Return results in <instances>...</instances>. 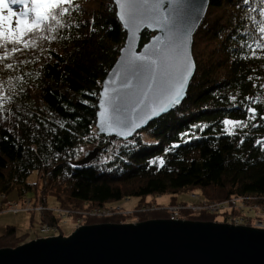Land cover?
I'll list each match as a JSON object with an SVG mask.
<instances>
[{
    "label": "trees",
    "instance_id": "16d2710c",
    "mask_svg": "<svg viewBox=\"0 0 264 264\" xmlns=\"http://www.w3.org/2000/svg\"><path fill=\"white\" fill-rule=\"evenodd\" d=\"M251 4L264 7V0H251ZM68 7L70 13L64 19L79 24L62 33L68 39L43 41L35 52L0 61V76L10 78L14 86L13 99L0 109V196L5 198L15 190L20 200L24 192L35 189L33 205L45 207V198L52 197L58 208L82 212L129 198L152 205L153 200L144 201L149 196L170 195V204H178L185 201L176 196L187 192H197L208 200L264 196V147L254 146L256 140L264 139V121H255L259 128L249 122L236 135L222 132L223 119H244L242 108L231 107L232 96L237 104L245 96H254L259 103L252 106L264 112V94L253 87V83H264V52L258 53L262 58H249L241 50V36L255 27L249 16L264 17L242 0H208L206 14L192 37L195 71L185 98L122 141L95 131L101 82L125 38L115 7L112 0H73ZM152 35L141 32L139 46ZM21 59L29 63L15 70L2 67L8 62L16 65ZM21 74L23 80L18 79ZM184 133H194L195 138ZM94 134L100 138L92 148L98 150L97 156L86 165H75L78 149L89 144ZM111 142L119 145L112 149L108 147ZM101 155L109 157L98 162ZM159 158L165 159L163 167L152 163ZM33 171L38 175L35 184L27 182ZM159 215L162 218V214H151ZM213 217L191 216L197 222H215ZM57 219L49 211L40 218L50 226ZM84 220L88 225L101 222ZM101 220L119 221L117 217ZM22 239L6 228L0 248H16L27 240Z\"/></svg>",
    "mask_w": 264,
    "mask_h": 264
},
{
    "label": "snow or ice",
    "instance_id": "6c2138e0",
    "mask_svg": "<svg viewBox=\"0 0 264 264\" xmlns=\"http://www.w3.org/2000/svg\"><path fill=\"white\" fill-rule=\"evenodd\" d=\"M242 2L257 16L264 17V7L253 8L251 0ZM112 3L118 7V19L128 29L129 39L120 67L103 82L98 94L97 124L103 133L128 136L146 120L180 102L193 68L188 50L191 30L199 19L203 3L192 4L187 14L185 0H112ZM72 4L73 0H0V49H3L0 61H8L15 54L29 50L35 52L43 41L52 43L68 39L62 33L79 27L78 23L64 19ZM249 19L255 27L241 36V50H246L249 58H262L258 53L264 52V20L251 16ZM145 28L159 30L161 35L150 38V43L137 53L138 34ZM27 63L28 60L21 59L16 65L8 62L2 67L15 70ZM23 78V74L18 77ZM248 79L253 80V77ZM253 87H259L264 94V83L259 86L253 83ZM11 99L13 97L0 86V109L4 108V101ZM231 100V107L243 109L244 119H223V133L236 135V130L248 128L249 122H253V128L261 127L255 121L258 118L264 121V112L252 106L259 103L254 96H245L239 104L235 96ZM182 135L195 138L194 133ZM244 142L241 138L240 143ZM254 146L264 147V139L256 140ZM152 163L163 167L165 159L159 158Z\"/></svg>",
    "mask_w": 264,
    "mask_h": 264
},
{
    "label": "water",
    "instance_id": "95a60500",
    "mask_svg": "<svg viewBox=\"0 0 264 264\" xmlns=\"http://www.w3.org/2000/svg\"><path fill=\"white\" fill-rule=\"evenodd\" d=\"M194 3H203V8L191 30L188 50L193 68L180 102L169 107L166 112L146 120L128 136L101 132L97 124L96 104L95 129L98 135L126 141L183 101L195 71L191 54L192 37L208 7V0H185V14ZM114 7L115 16L125 32V38L118 57L101 82L98 94L103 82L120 67L129 39L128 29L118 19V7ZM144 30L153 34L150 38L161 35L156 29H142L136 41L137 53L150 43L149 38L145 44L139 46L140 34ZM97 154L98 150H89L75 165H86L93 161ZM0 264H264V230L216 222L167 219L135 224L87 225L76 228L66 238L60 235L38 238L13 249H0Z\"/></svg>",
    "mask_w": 264,
    "mask_h": 264
},
{
    "label": "rangeland",
    "instance_id": "374dc122",
    "mask_svg": "<svg viewBox=\"0 0 264 264\" xmlns=\"http://www.w3.org/2000/svg\"><path fill=\"white\" fill-rule=\"evenodd\" d=\"M0 86H3L4 91L7 92L9 95L12 92L13 89V85H12V80L10 78H7L5 76H0ZM9 89H11V91H9ZM4 107L8 105L9 101H4ZM238 130V129H237ZM97 131V130H95ZM90 143L89 144H85L82 147H80L78 149V160L81 159L84 154L91 150L94 145H97L98 142L100 141V138H98L95 134L91 135L90 139H89ZM119 145V143H115V142H111L110 145H108V147L110 148H114L115 146ZM111 149V150H112ZM109 157V155H101L98 159V162H104L105 160H107ZM38 180V175L36 173V171H33L27 178V182L28 183H37ZM36 187V186H35ZM38 190L41 189V187L37 188ZM37 190V191H38ZM36 192L35 189L32 191H27L24 192V196L23 198H21L19 200L17 192L15 190H12L11 192H9L7 194V196L5 197V201L9 202V203H21L19 201H22V203H26L24 201H32L33 198L35 197ZM197 195V199L195 200V202L198 201H204V202H211V201H219V200H208V199H202L199 195V193L197 192H187V193H181L178 194L176 196V199L178 201H185L181 204H186V206L190 203H192L193 197H195ZM171 197L170 195H162V196H149L147 197L144 201L145 202H154V204L152 205H146L143 204L141 205L142 201L139 198H129V199H125L122 200L120 202H116L113 203L109 206H107L106 208H110L109 212H111L113 215L112 216H108V217H94L91 215H86L89 214L93 209L95 208H91L90 210L87 211H78L75 209L72 210H68V209H62V208H58V203L52 198V197H46L45 198V210L42 211H28V210H24L22 209H18V210H10L8 209V205L6 204V206L2 207V210H0V236L5 233L6 228H12L14 230V234L15 237H20V239H22L21 241H23L24 239H27L26 242L22 243L25 244L27 242H30L32 240H36L38 238H49V237H56L58 235L66 238L68 236H70L76 228L81 227V226H87L88 223H85L84 218H92V219H99L101 222L99 223H95L93 225H99V224H106V223H111V224H135V223H140V222H144V221H148V220H162V219H167L169 218V215L167 214L166 209L164 210L163 208L167 207V206H172V204H170L171 202ZM19 200V201H17ZM224 200V199H222ZM15 201V202H13ZM32 203V202H31ZM33 205V204H32ZM14 208H20V206H15L13 205ZM31 206V204H30ZM40 205H34V207H37ZM174 206V204H173ZM44 207V206H42ZM53 209L54 211L51 213L54 214V216H56L58 219L56 221L55 225L51 224V232H48V234L46 233H41L40 232V225L42 224L40 218H41V214L45 211H47L48 209ZM141 208L144 209L143 212L138 213V210H140ZM148 208V209H145ZM5 209H7L8 211H5ZM62 212H60V211ZM5 211V212H3ZM50 212V211H49ZM152 213H157V214H162V218L159 216H151ZM142 214H147L145 215V217L142 218ZM203 215H209L207 213H200ZM177 215V214H176ZM194 215H199L196 212H193L191 214H189L187 211H181L178 213V215L176 216L177 219L181 220V221H195L194 219L191 218V216ZM209 216H214V220L216 223H223L224 221H222V216H220L219 214H213V215H209ZM250 216H253L252 214ZM118 218V222H107V221H103L101 219H107V218ZM48 225V224H47ZM20 244V245H22ZM19 245V246H20ZM3 249V248H0Z\"/></svg>",
    "mask_w": 264,
    "mask_h": 264
},
{
    "label": "built area",
    "instance_id": "2783aa9c",
    "mask_svg": "<svg viewBox=\"0 0 264 264\" xmlns=\"http://www.w3.org/2000/svg\"><path fill=\"white\" fill-rule=\"evenodd\" d=\"M193 200L194 201L188 204L187 206L186 204L183 205L179 203V204H175L174 206L169 205L163 208L164 210L166 209L167 214L169 215V218H167V220H179L177 219L176 216L181 211H187L189 214L193 212L207 213L209 215L219 214L220 216H222V221H224L223 222L224 224L264 230V196L234 195L219 201L195 202V200H198L196 195L195 197H193ZM22 201H19L21 203H16V202L9 203L5 201V198L3 196H0V210H2V207L6 206V204H9L8 209L15 211L22 208L24 210H28L31 212L32 211L39 212L46 209V207H42V206L34 207V205H32L30 201H24L26 203H22ZM13 205L20 206V208H14ZM109 209L110 208H106V207L95 208L92 211L90 210L91 212L86 215H91L94 217L112 216L113 215L112 210L111 212L107 211ZM5 211L8 210L5 209ZM47 211L53 212L54 210L48 209ZM143 211L144 209L141 208L140 210H138V213H141ZM251 214L253 216H250ZM51 227L52 226L47 225L46 223H42L40 225V232L43 234L44 233L48 234V232H51Z\"/></svg>",
    "mask_w": 264,
    "mask_h": 264
},
{
    "label": "bare ground",
    "instance_id": "6f19581e",
    "mask_svg": "<svg viewBox=\"0 0 264 264\" xmlns=\"http://www.w3.org/2000/svg\"><path fill=\"white\" fill-rule=\"evenodd\" d=\"M179 204V203H178ZM173 205V204H172ZM175 205V204H174ZM196 213H198V212H196ZM198 214H200V213H198Z\"/></svg>",
    "mask_w": 264,
    "mask_h": 264
}]
</instances>
